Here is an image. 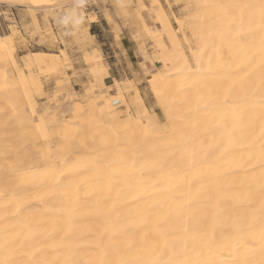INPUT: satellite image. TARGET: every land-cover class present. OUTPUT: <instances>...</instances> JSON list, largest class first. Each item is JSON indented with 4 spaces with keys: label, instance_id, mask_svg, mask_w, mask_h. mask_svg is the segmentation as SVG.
Returning <instances> with one entry per match:
<instances>
[{
    "label": "bare ground",
    "instance_id": "obj_1",
    "mask_svg": "<svg viewBox=\"0 0 264 264\" xmlns=\"http://www.w3.org/2000/svg\"><path fill=\"white\" fill-rule=\"evenodd\" d=\"M5 1L37 5L53 0ZM209 1L200 0L197 8L203 7L197 10L202 24L195 29L201 52L196 67L181 52L166 61L174 65L169 72L150 79L168 120L165 132L160 122L157 126V113L122 115L110 101H105L104 117L95 120L97 129L114 126L93 147H79L63 136L61 147L54 139L59 152L47 146L37 150L23 141L12 143L0 130V264H264V0L241 2L246 8ZM218 3L224 9L216 13L214 8L210 17L207 10ZM164 15L159 9V23ZM2 35L1 48L13 50L12 37L1 41ZM44 55L33 64L42 67ZM95 61L99 73L92 78L99 85L116 84L110 67L101 58ZM125 82L117 92L123 104L125 92L136 86ZM91 96L86 104L94 113ZM72 107L80 113L68 124L62 118L58 129L71 124L75 133L76 125H90L88 115L95 117L88 113L86 118L81 104ZM20 110L21 116L10 114L21 118L19 123L32 112ZM28 115L23 119L30 121ZM139 129H148L144 141ZM80 148L90 157H82Z\"/></svg>",
    "mask_w": 264,
    "mask_h": 264
},
{
    "label": "rangeland",
    "instance_id": "obj_2",
    "mask_svg": "<svg viewBox=\"0 0 264 264\" xmlns=\"http://www.w3.org/2000/svg\"><path fill=\"white\" fill-rule=\"evenodd\" d=\"M195 1L196 0H53L49 1L50 3H44L45 5L38 3V6V4H35L36 2H27L29 3L27 4L26 2H6L5 0H0V33L3 34L1 41L7 40L9 35L13 40V50L8 48L4 51L0 46V77L6 74L4 78H0V86H2L0 87V97L2 98V100L0 98L1 133H5V136L9 135L8 139L9 141L11 140L12 143H16V141H23V143L26 145L29 144V146H36L37 150L43 149L47 146L51 150L55 149L54 151L59 152L60 148H55L54 144H57V142L54 143V139H57L59 142L57 145L58 147H61L60 144L63 145L61 142V138L63 136H68L70 139L74 138L76 140V144L78 143L77 145H79V147H83V145H86V147H93L99 142L97 140H101L103 138L104 133L105 135H108L106 134L109 131L107 129L114 126L112 123H106L109 126H103L104 128L106 127L105 130H103L104 128L97 129L98 123L96 122H98L99 117H104V106L108 101H110L108 103L114 102L113 104L116 105L115 107L119 112H121L122 115H125L126 112H128L131 115H141L140 117H143L145 115L157 113L159 117L157 126L160 122L159 125L163 128L161 127L159 130L161 129L163 132H165L166 129H168V120L167 117H165L166 115L164 116L165 110L162 108L161 103H159L160 101L151 86L150 79L161 76L162 73L164 74L169 69H172L174 65L166 61H169V57L174 55L179 57L181 52L188 58V61L192 67H196L198 61L196 59H198V55H200L201 52L198 53V49L200 50V47L197 38H195V36L197 37V35H195V29L197 28V25L199 26L200 23L202 24V19L199 21L197 17V14H199L197 13V8L200 0H198L197 3ZM209 2H239L240 4L241 2H263V0H210ZM216 5H214V7L210 6L209 10H207V13L210 14V17L213 15L214 11H217L216 13H220V11L224 9L219 3ZM228 5L230 6V4H227V7L229 8ZM200 6L201 5H199V7ZM243 7L246 8L247 4L246 6L243 4ZM159 9L165 12L161 23H159L157 20V13L159 12ZM199 10L198 11L200 13L203 12V7L201 6ZM190 33L192 34L190 35ZM3 37L7 39H3ZM195 45H197V48ZM34 53H39V55H42V53L43 55L45 54L44 60L47 58L48 62L45 61V63H42V67L40 66L41 64H33L28 66L27 62L30 57H34ZM46 53L49 55H46ZM159 55L162 58L164 57L165 60ZM48 56H50V58ZM89 57L91 60L88 62L87 60H89ZM100 57L102 61L112 69L114 76L118 79L116 84L111 86L112 89H108L109 83H106L105 86L99 85V82L96 79H93L95 77L91 66L98 64L100 65V62L95 61V59ZM57 58L61 59L62 61L58 59L59 63H56V61H58ZM179 60L182 62L180 58ZM43 64L46 68L43 67ZM48 64L49 66L47 67ZM58 64L59 66H57ZM60 64H63L64 67ZM66 66H69V68ZM21 67L23 68L21 69ZM42 69L44 71H42ZM61 69L65 74L57 75V73H63L62 71L59 72ZM56 70L58 71L57 73L55 72ZM9 73L12 74L10 75ZM22 73H26V81L29 82L30 86H25L21 75ZM12 75L17 78L15 79ZM38 77L39 82L36 81ZM1 79H6V81H2ZM129 79L132 80L136 86L132 88L129 87L131 90H129V92H125L127 93L125 94V105L123 102H119L120 98L117 95L119 94L117 92L118 88L121 85H125V81ZM5 82H7L6 85L10 82L11 86H6ZM13 82H15L14 85ZM36 82H38V84H42L41 89L38 85H36ZM55 83L58 84L55 85ZM4 85L5 89L3 88ZM18 86L21 88L18 89ZM6 87L8 90H6ZM23 89H25V92L22 91ZM4 90H6V92ZM8 91H10V93ZM21 93L22 95L25 94L26 96L23 95L22 97ZM1 94L7 95V97H2L3 95L1 96ZM9 96H11V99ZM14 96H16V98H20V100L16 99ZM90 96L91 98L89 103H94L95 107L93 108H96L95 111H93L94 113L91 112L92 108L90 110V107L88 108L86 104L88 103V97ZM98 96L101 98L99 99ZM94 97H96V99L92 100ZM4 98L7 99L5 100ZM97 98L99 100H97ZM21 100L25 104H23L22 108L20 106L22 105ZM6 101H8V103ZM74 101L76 104L83 105V113L85 114L86 118L88 113H92V117H95L96 115L98 116V120L96 121L95 119L97 117H95L93 121V118L90 119L91 117L88 115L89 123L87 122L86 124H90L87 126L90 129L92 128L90 133V129H86V131H88L85 132V128L87 126H85L83 123L76 125L77 127L74 125L76 127L75 133L77 135L73 133L75 128L72 130L71 126L73 125L71 124H69L71 127H69V129L67 128L68 126H63V128H66V130H63L62 126L60 129H58V125L60 124L62 118H65L67 120L65 123L68 124L71 120H73L72 118L74 113L77 115L80 113L79 111H73L72 106L75 103ZM1 102L4 105L1 104ZM15 102L18 105L15 104ZM26 102L27 104L29 103V105H27ZM72 102L73 104L71 105ZM1 105L3 107H1ZM25 106L28 108H23ZM18 107H20L21 110ZM115 107H111L110 112L114 111ZM97 108H99L101 111ZM17 109L20 111L25 109V113L26 110L30 109L32 112L28 113V110L27 113L29 115L27 113L26 115L32 119L29 118L30 121H28V118H24L28 122L24 121L23 117L26 115H24L23 111L22 114L24 116L22 117V122L20 121L19 123L21 118L19 117L20 119L18 120L17 117L18 115L21 116V113L18 112ZM96 110H98V113ZM11 113H13L14 116L17 115L16 119L18 121L15 120L14 116L10 117ZM43 113L45 116H43ZM3 116L4 118H2ZM85 117H83L84 123L87 121ZM92 121L93 123H90ZM12 123H15V125H12ZM34 123H36L38 127L36 124L34 126ZM92 124L93 126L90 127ZM55 125L58 126L56 130ZM50 126L54 131L51 132L52 129ZM24 127H26V129ZM82 127L85 128L83 129ZM28 128H30V130ZM38 128H40L41 131ZM77 128L81 129L78 130ZM164 128H166L165 131ZM14 129H17L19 132L17 130L15 131ZM25 130H27V132H25ZM57 130L59 131L57 132ZM68 130L71 132L73 131L71 133L72 135L74 134L73 136L71 135L72 137H69L70 134L68 133H70V131L68 132ZM82 130L83 134L81 135L80 133H82ZM99 130H101V132L103 130V133H101ZM146 130L148 129L141 130L142 132L140 129L139 131L137 130L136 132H141L140 134L137 133V135L140 138H143L141 137V134L143 135V132L145 134ZM39 131L42 134V138L44 139L40 138L41 134L39 135ZM30 132L32 133L30 134ZM97 132L99 135H103L99 137ZM136 132H134V136L136 135ZM25 133L30 135L27 136ZM53 133L56 134V137L52 138L51 136ZM137 135L136 140L141 141ZM149 135L151 136V134ZM17 136L18 138H16ZM24 136L25 139L23 138ZM26 136L28 137L27 139ZM33 136H36L37 138H34ZM80 136L87 138H84L83 140V138ZM88 136H92L93 138L89 137L91 139L90 140ZM143 136L144 138L142 141H144L147 137L145 135ZM130 137L132 138L130 141L135 142V139L133 140V136ZM95 138L98 139L95 140ZM142 141L140 143H142ZM32 152L31 154L34 155V151ZM80 153H82L81 156H84V158L90 157V155H88L86 152L83 154L82 149L80 150ZM34 156L39 157L40 155L39 153H36ZM80 160H76V162H79Z\"/></svg>",
    "mask_w": 264,
    "mask_h": 264
},
{
    "label": "crops",
    "instance_id": "obj_3",
    "mask_svg": "<svg viewBox=\"0 0 264 264\" xmlns=\"http://www.w3.org/2000/svg\"><path fill=\"white\" fill-rule=\"evenodd\" d=\"M41 55H39V53H34V57H30V59L28 60V62H27V65L28 66H30V65H33V63L35 62V59L36 58H38V57H40ZM101 58V57H100ZM91 68L93 69V72H94V77L95 76H97L98 75V73H99V70H98V68H97V66L96 65H92L91 66ZM111 69V68H110ZM111 71H112V69H111ZM112 73H113V71H112ZM113 75H114V73H113ZM115 77V76H114ZM115 80L117 81L118 79L115 77ZM130 80V79H129ZM113 85H115V83L114 84H109L108 86V89H112L111 88V86H113ZM105 86V85H104Z\"/></svg>",
    "mask_w": 264,
    "mask_h": 264
}]
</instances>
